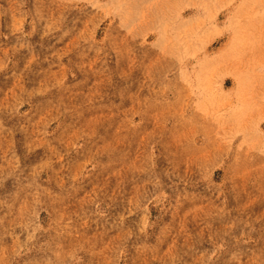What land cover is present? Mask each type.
Segmentation results:
<instances>
[{
    "label": "rangeland",
    "instance_id": "obj_1",
    "mask_svg": "<svg viewBox=\"0 0 264 264\" xmlns=\"http://www.w3.org/2000/svg\"><path fill=\"white\" fill-rule=\"evenodd\" d=\"M0 264H264V0H0Z\"/></svg>",
    "mask_w": 264,
    "mask_h": 264
}]
</instances>
